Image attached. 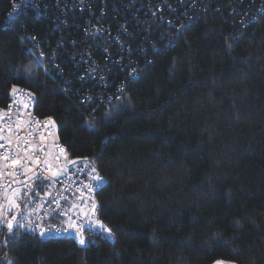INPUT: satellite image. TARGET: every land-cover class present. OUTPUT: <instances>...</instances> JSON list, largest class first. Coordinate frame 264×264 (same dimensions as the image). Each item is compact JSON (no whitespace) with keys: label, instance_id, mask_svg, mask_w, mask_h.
Wrapping results in <instances>:
<instances>
[{"label":"trees","instance_id":"obj_1","mask_svg":"<svg viewBox=\"0 0 264 264\" xmlns=\"http://www.w3.org/2000/svg\"><path fill=\"white\" fill-rule=\"evenodd\" d=\"M32 1L0 0V106L32 92L67 159L103 177L112 236L81 246L5 224L0 264H264V0H196L165 40L138 4L178 0Z\"/></svg>","mask_w":264,"mask_h":264},{"label":"built area","instance_id":"obj_2","mask_svg":"<svg viewBox=\"0 0 264 264\" xmlns=\"http://www.w3.org/2000/svg\"><path fill=\"white\" fill-rule=\"evenodd\" d=\"M24 3L25 8L33 11L34 1L26 2L24 0ZM64 4H66V14L75 15L71 4L68 1H64ZM88 4L90 8L94 9L93 4ZM194 4H196V0H178L174 1L173 5L164 3L158 11H153L151 14V10L140 1L137 13L138 17L147 16L150 28L153 27L155 32L158 31L160 39L165 40L174 33L172 31L179 25L181 17L185 15L186 10L190 11V7ZM46 5L49 14H53L57 10L56 3L50 4L48 0ZM16 8L18 7L16 6ZM167 13L174 18V21H171L164 29L162 16ZM93 15L94 11L92 10L89 14L91 19H93ZM131 22L133 25L136 23L132 19ZM168 43L169 41H167ZM120 53H122V49L118 46L116 56L120 57L119 64L127 58V56H121ZM79 60L81 64L82 58ZM109 62H111V58H109ZM87 80L94 82L92 71ZM96 85L100 89L99 85ZM108 86L109 84H106L101 90ZM33 105L34 95L32 92L26 87L14 86L11 88L8 103L5 106H0V144L4 146L0 148V208L5 205V198L7 199L5 193L18 189L21 197V194L26 191L25 185L30 183L32 189L35 188L33 191L44 196L38 209L34 212L33 218L30 219L32 231L34 229L33 233L39 235L40 228L48 225H52V229L48 231L47 235L52 237L72 236L78 239V231L85 238L88 237V234L102 232L99 228V224H101L98 220L99 210L97 207L95 210L92 209L93 204L97 206L94 193L101 186L92 179L97 174L91 170L93 165L86 159L68 164V160L65 158V148L54 135L56 129L52 119L49 116L42 117L36 114ZM14 161L20 163L16 164ZM37 173L45 177V180L34 185L32 178ZM89 186L92 188L91 191ZM53 201L58 202L65 209L71 208V211L67 216L50 218L49 213L52 209L59 211L57 204ZM72 204L77 207H71ZM41 217L44 218L43 221ZM69 217L73 222L71 226ZM55 228H61V230L56 231Z\"/></svg>","mask_w":264,"mask_h":264},{"label":"rangeland","instance_id":"obj_3","mask_svg":"<svg viewBox=\"0 0 264 264\" xmlns=\"http://www.w3.org/2000/svg\"><path fill=\"white\" fill-rule=\"evenodd\" d=\"M54 135L57 136L56 133H54ZM25 187L27 191H30V193L33 191L30 183H27ZM33 192L34 194L31 195V197H29L28 199L29 204L27 205L29 206L26 207L24 213L22 214L20 218H17L13 221L14 224L23 223V225H25L26 227H32V222L30 219L31 217L33 218L34 212L36 211V209H38L40 201L44 197L43 195H39L38 192H35V191ZM5 197H7V199L5 198V205L2 208H0V226L5 225L6 221H8L10 218L16 215L15 213L19 207L17 205H20L22 201V199H20V190L18 189L5 193ZM37 197L38 199H36ZM9 213L11 215H9ZM79 263L80 264L82 263V257L79 258Z\"/></svg>","mask_w":264,"mask_h":264},{"label":"snow or ice","instance_id":"obj_4","mask_svg":"<svg viewBox=\"0 0 264 264\" xmlns=\"http://www.w3.org/2000/svg\"><path fill=\"white\" fill-rule=\"evenodd\" d=\"M13 90L15 91V89H13ZM3 147H4L3 144H0V148H3ZM14 163L18 164V163H20V162H19V161H14ZM91 170H92V172H96V173H97L95 176L92 177V179L95 180V181H97L98 184H102V183H103V177H101V176L98 174L96 168H95L94 166H92V169H91ZM69 179H71V178L69 177ZM32 180H33V184L35 185V184H38V183L43 182V181L45 180V177H43L40 173H37L36 176H34V177L32 178ZM33 190H35V188H33ZM89 190H90V191L92 190L91 186H89ZM37 194H38V193H37ZM53 203H56V204H57V207L59 208V211L57 212L56 209H52L51 212L49 213V217H50V218H52V217H56V216H67L68 213L71 211V208L65 209V208H63L62 206H60V205L58 204V202H56V201H53ZM17 206H19V205H17ZM71 207H77V206H76L75 204H72ZM96 207H97V206H96L95 204L92 205V209H93V210H95ZM15 219H16L15 217H12V218H10L8 221L5 222V223H6V227H7V229H8V233H9L10 236H11V235H15V231H14V229H15L16 227H21V228L25 227V225H22V224H14L13 221H14ZM43 219H44V218L41 217V220H42V221H43ZM30 223H31V222H30ZM72 223H73V222L71 221V218L69 217V224H70V226L72 225ZM37 227H40V226L37 225ZM81 227H82V226H81ZM99 228H100L101 230H103L104 232H106V233L108 234L109 237L112 236V230H111L110 228H106L103 224H99ZM51 229H52V225H48L47 227L40 228V231H39L38 234H39L41 237H43V236L47 235V234H48V231L51 230ZM55 230H56V231H60L61 228H55ZM33 231H34V229H33ZM78 243H79L81 246H85L86 243H87L86 238H85L83 235H80V234H79V231H78Z\"/></svg>","mask_w":264,"mask_h":264},{"label":"crops","instance_id":"obj_5","mask_svg":"<svg viewBox=\"0 0 264 264\" xmlns=\"http://www.w3.org/2000/svg\"><path fill=\"white\" fill-rule=\"evenodd\" d=\"M212 264H235V263H231V262L229 263V262H225V261H216Z\"/></svg>","mask_w":264,"mask_h":264},{"label":"water","instance_id":"obj_6","mask_svg":"<svg viewBox=\"0 0 264 264\" xmlns=\"http://www.w3.org/2000/svg\"><path fill=\"white\" fill-rule=\"evenodd\" d=\"M79 160H80L79 158L70 159L68 163L72 164V163H75V162H77Z\"/></svg>","mask_w":264,"mask_h":264},{"label":"clouds","instance_id":"obj_7","mask_svg":"<svg viewBox=\"0 0 264 264\" xmlns=\"http://www.w3.org/2000/svg\"><path fill=\"white\" fill-rule=\"evenodd\" d=\"M66 158H67V156H66ZM67 160H68V162H69L70 159H67ZM80 160H82V159H80ZM80 160H79V161H80ZM77 162H78V161H77ZM68 164H69V163H68ZM72 164H73V163H72Z\"/></svg>","mask_w":264,"mask_h":264}]
</instances>
